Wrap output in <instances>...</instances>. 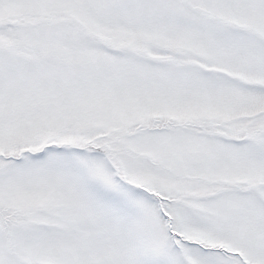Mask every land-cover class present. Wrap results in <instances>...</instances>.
<instances>
[{"label":"snow or ice","instance_id":"6c2138e0","mask_svg":"<svg viewBox=\"0 0 264 264\" xmlns=\"http://www.w3.org/2000/svg\"><path fill=\"white\" fill-rule=\"evenodd\" d=\"M0 264H264V0H0Z\"/></svg>","mask_w":264,"mask_h":264}]
</instances>
